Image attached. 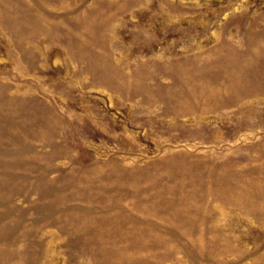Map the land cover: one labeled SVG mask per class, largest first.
Returning <instances> with one entry per match:
<instances>
[{"label": "rangeland", "instance_id": "374dc122", "mask_svg": "<svg viewBox=\"0 0 264 264\" xmlns=\"http://www.w3.org/2000/svg\"><path fill=\"white\" fill-rule=\"evenodd\" d=\"M0 264H264V0H0Z\"/></svg>", "mask_w": 264, "mask_h": 264}]
</instances>
